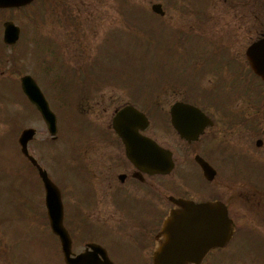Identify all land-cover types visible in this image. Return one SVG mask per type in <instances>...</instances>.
Wrapping results in <instances>:
<instances>
[{
  "label": "rangeland",
  "instance_id": "1",
  "mask_svg": "<svg viewBox=\"0 0 264 264\" xmlns=\"http://www.w3.org/2000/svg\"><path fill=\"white\" fill-rule=\"evenodd\" d=\"M153 2L164 3L163 18L151 12ZM201 3L34 0L21 9L0 10V264H65L59 241L49 227L42 183L20 151L21 129L36 128L29 150L60 188L62 201L63 198L67 201L68 214L71 210L75 212L76 190H80L76 164L82 146L100 134L101 120L108 122L112 112L110 105L105 110L98 109L99 105L87 108L80 96L82 89H89L88 93H111L120 104L135 100L143 103L145 95L148 99L140 106L154 116L152 128L162 129L155 132L159 140L181 160L190 156V150L172 134L167 114L164 121L156 115V109L162 105L168 109L170 103L184 97L201 103L206 92L212 90L216 95L225 80L228 94L224 97L230 98V110L224 115L221 127L210 132L216 133L215 146L220 144L230 149L228 156L224 154L228 160L235 156L237 161L239 155L238 160L246 165H242V172L237 169L238 163L228 168L230 178L239 179L243 186L231 191L238 199L233 202L236 228L226 255L216 260L213 253L201 264H264V145L259 148L255 142L258 137L264 141V86L251 77L254 74L247 66L223 67L217 72L212 61L208 65L204 61L210 55L206 52L213 50L220 54L218 49H224L216 29L221 30L226 20L234 34L227 42L238 57H244L245 47L256 37V32L241 26L242 21L233 19L232 12L227 18L218 19L215 15L209 18L208 14L198 13L196 10H204ZM223 10L218 6L214 13L219 15ZM6 19L13 20L20 28L18 41L11 46L2 41V21ZM202 48L209 49L200 54ZM163 58L183 65L176 67V79L188 80L179 84L168 74L165 78L163 69L168 65L164 66ZM62 62L69 78L68 83H62L67 88L58 82L63 81L59 66ZM78 68L83 72L80 81H74ZM22 74L35 77L49 98L50 108L57 114L55 140H51L39 113L21 91L19 76ZM56 74L61 79H56ZM94 80L100 82L94 83ZM78 90L79 95L72 104ZM253 115L254 119L250 118ZM95 155L94 151L92 157ZM259 156L261 162L257 164ZM172 176L167 180L171 181ZM98 213L104 220V214ZM78 219L79 213L73 225H80ZM92 219L95 225L102 226L96 216ZM80 228L85 230L81 225ZM102 231L97 228V233ZM73 234L75 252L84 247L86 240L97 241L80 235L77 228ZM124 236L120 243L131 250L129 231ZM122 246L117 242L112 244L113 259L118 264H131V254L125 255ZM150 255L149 251L143 259L145 264H150ZM139 263L135 259L132 264Z\"/></svg>",
  "mask_w": 264,
  "mask_h": 264
},
{
  "label": "flooded vegetation",
  "instance_id": "2",
  "mask_svg": "<svg viewBox=\"0 0 264 264\" xmlns=\"http://www.w3.org/2000/svg\"><path fill=\"white\" fill-rule=\"evenodd\" d=\"M207 1L204 4V10H196L198 13L208 14L209 18L215 15V18L218 19V17L227 18V14L232 12L231 17L241 20V26L248 27L247 29H253L256 32V37L253 40L264 36V21L261 20L264 18V0ZM218 6L224 9L219 12V15L214 13L215 7ZM208 8L213 9V11L209 13ZM163 10L164 16L166 10L165 8ZM4 21H2V24ZM211 29L216 28L211 27ZM231 29L232 26L228 20H226L221 30L216 29L224 48L218 49L220 54L213 53V50L202 52V54H205V52L210 54L205 56L204 61L207 62L206 65L212 61V66L213 68L216 67L217 72L219 68L223 67L231 68L237 65L249 67L245 56L247 46L244 50V57H238L236 53L232 52L230 44L227 42L230 37H234ZM251 77L255 78L256 75ZM256 80H259V78L256 77ZM225 83H227V80L223 82L221 90L205 102V107L198 106L206 117L210 118L211 125H206L195 140L182 139L175 130H172V134L177 140L189 148L190 156L181 160H177L173 156L174 167L169 174L151 173L146 164L140 160L133 161L126 156L125 145L112 127V118L118 109L129 102L120 104L111 93L104 92L99 93L100 95L98 94L99 96L95 97L93 101L84 96V103L87 108L99 105L98 109L105 110L110 105L109 108L112 109V112L108 122L101 120L103 127L100 134L94 135V138H89L83 146L81 145L82 154L77 161L80 190H76V202L73 203L75 212L71 210L70 213H65L64 216L65 227L71 237V232L77 228L80 235L85 234L97 240V243L99 242L106 249L107 255L114 261L112 244L117 242L120 246L124 245L120 243V238L125 237V232L129 231L131 238H128V240L131 242L132 247L130 250L125 245L122 246L123 252H125V255L131 254L129 255L132 257L131 260L135 261L136 259V261H140L139 264H145L143 259L149 251L152 252L154 241L159 238L164 219L171 209L179 207L173 198L192 199L196 202L221 200L227 206L228 215L236 222L235 214H233V204L235 203L233 202L238 199L235 193H231V191L238 190L243 185L239 184V179L230 178L228 168L237 162L241 163V160H238L241 156H237V161L235 156L228 157V160L224 154L228 156L227 153L230 149H227L225 145L215 146L216 133L210 132V130L218 129L216 127L220 128L224 121L221 98L225 93ZM137 108L141 110L139 107ZM163 109L164 107H162V113ZM144 113L151 121L150 116L146 112ZM254 117L255 115L250 118L254 119ZM136 122L139 123L137 125L139 134L151 137L159 145L168 147L167 144L159 140V135L155 133L162 131L161 128L155 131L152 128V123L143 125L140 124L142 122ZM83 137L85 139L84 134ZM256 140H258V147L261 148L264 145L263 139L258 137ZM94 151L96 155L92 157ZM197 157L203 158L213 168V175L210 180L203 177L201 166L196 161ZM257 158H259L257 162L259 164L261 162L260 156ZM171 175H173L170 178L171 181H168L167 179ZM244 190L246 189L244 188ZM96 208L104 214V220L100 217L98 211L94 210ZM77 213H79L78 223L85 227V230H82L80 225H73L76 223ZM236 214L238 213L236 212ZM92 216H96L98 220H101L102 226L95 225ZM97 228H102L103 231L97 233ZM87 242L91 241H85L84 244ZM104 243L106 246L103 245Z\"/></svg>",
  "mask_w": 264,
  "mask_h": 264
},
{
  "label": "water",
  "instance_id": "3",
  "mask_svg": "<svg viewBox=\"0 0 264 264\" xmlns=\"http://www.w3.org/2000/svg\"><path fill=\"white\" fill-rule=\"evenodd\" d=\"M31 0H0V6H19ZM154 11L161 12L159 4H153ZM4 41L13 43L19 29L11 21L4 23ZM247 57L253 70L264 80V38L252 43L247 48ZM21 88L28 99L36 106L42 115L50 133H55V116L49 109L48 103L39 86L30 75L20 78ZM132 116L137 111L132 106H126L114 118V127L122 137L127 155L148 163L157 172H167L172 167L171 152L158 146L149 138H142L144 150H139V139L128 136L126 128L134 122L127 121L120 115L129 113ZM171 122L182 137L195 138L206 122L205 116L193 105L175 102L171 106ZM138 113V112H137ZM136 115V114H135ZM125 130V131H124ZM35 130H22L18 142L22 153L38 167L39 175L45 189V205L50 228L60 240L64 261L67 264H101L96 254L103 249L95 244H89L91 249L71 255V240L63 226V206L57 186L48 178L47 173L29 154L27 143L33 137ZM204 173L208 176V167L201 161ZM182 205L181 210H172L162 227L163 240L153 252L154 264H188L199 263L205 253L213 247L223 246L233 232L232 220L227 216L226 207L220 201L195 203L191 200L177 199ZM105 264H109L106 257Z\"/></svg>",
  "mask_w": 264,
  "mask_h": 264
}]
</instances>
